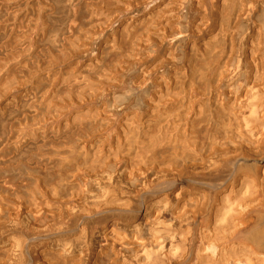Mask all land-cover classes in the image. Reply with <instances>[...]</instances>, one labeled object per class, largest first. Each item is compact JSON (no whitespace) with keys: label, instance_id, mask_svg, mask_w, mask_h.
<instances>
[{"label":"bare ground","instance_id":"1","mask_svg":"<svg viewBox=\"0 0 264 264\" xmlns=\"http://www.w3.org/2000/svg\"><path fill=\"white\" fill-rule=\"evenodd\" d=\"M0 264H264V0H0Z\"/></svg>","mask_w":264,"mask_h":264}]
</instances>
